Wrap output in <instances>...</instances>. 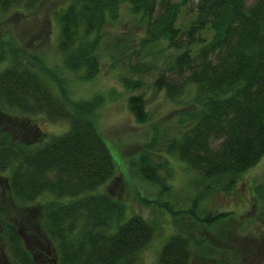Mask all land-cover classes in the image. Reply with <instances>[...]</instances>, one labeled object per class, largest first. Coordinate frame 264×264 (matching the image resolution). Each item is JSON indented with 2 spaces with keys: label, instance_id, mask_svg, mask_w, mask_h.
<instances>
[{
  "label": "trees",
  "instance_id": "1",
  "mask_svg": "<svg viewBox=\"0 0 264 264\" xmlns=\"http://www.w3.org/2000/svg\"><path fill=\"white\" fill-rule=\"evenodd\" d=\"M39 1L0 0V14L35 9ZM122 4L140 15L144 30L137 48L131 49L126 38L114 47L135 75L123 77V87L140 89L136 76L157 66V59L142 57L164 43L172 49L152 86L171 100L191 87L193 108L187 114L190 124L169 139L165 152L176 153L207 182L206 189H232L264 155V0H65L53 11L57 49L64 67L78 78L97 75L103 28L118 18ZM18 56L0 44V180L5 181L0 214L12 216L1 220L0 242L9 250L10 264H36L19 233L21 224L42 235L47 244L38 250L52 249L56 264H137L160 223L128 214L125 203L100 190L116 171L97 128L101 97L72 100L53 69L43 67L37 56L38 68ZM115 94L112 90L108 97ZM146 105L143 94L127 95L128 110L139 123L150 119ZM11 109L66 121L67 130L42 134L30 119L5 112ZM157 139L152 137L129 162L137 178L151 183L159 181V165L152 161ZM225 217L207 214L203 222L212 226ZM195 241L201 255L228 264L217 247ZM191 254L189 237L178 229L163 241L155 264H192Z\"/></svg>",
  "mask_w": 264,
  "mask_h": 264
},
{
  "label": "rangeland",
  "instance_id": "2",
  "mask_svg": "<svg viewBox=\"0 0 264 264\" xmlns=\"http://www.w3.org/2000/svg\"><path fill=\"white\" fill-rule=\"evenodd\" d=\"M64 1L40 0L35 9L18 7L5 15L0 14V44L5 46V50H16L18 57L32 63L35 68H38L34 61L37 56L43 67L58 74L57 80L72 100L101 97L95 115L97 128L112 153L116 171L100 190H108L125 203L128 214H141L160 223L153 239L140 252L137 264H155L163 241L178 229L184 230L189 237L192 264H218L197 251L196 239L217 247L218 255H222L228 264H264V155L238 177L232 189H206L207 182L187 168L176 153L165 152L169 139L190 124L187 114L193 108L191 87L185 94L171 100L163 91L155 92L152 86L163 71L167 58L175 52L164 43L163 49L142 57L140 60L157 59V66L147 74L136 76L142 83L140 89H125L121 82L123 77L135 75L127 69L125 58L114 52V47L126 38L131 49L137 48L144 30L140 15L133 13L127 4H122L118 18L107 20L103 28L104 41L99 49L97 75L89 80L80 79L64 67L57 49L59 30L53 11ZM3 65L0 64V68ZM112 90H116V94L110 99L108 93ZM130 93L143 94L150 117L148 121L137 122L128 110L127 95ZM5 112L30 119L28 123L37 126L45 135L61 134L68 127L66 121H51L41 113L23 115L14 109ZM154 136L158 138L153 147L156 153L152 157V161L159 165L157 183L137 178L129 168L130 160H135ZM0 183L4 184V179ZM219 213L225 214V219L212 226L203 222L207 214ZM1 215L0 223L12 218L8 213ZM24 226L21 224L20 233L35 255L36 264H56L52 249L48 248L47 252L38 250L42 243H46L42 235H35ZM2 245L0 242V259L3 264H10L9 250Z\"/></svg>",
  "mask_w": 264,
  "mask_h": 264
},
{
  "label": "flooded vegetation",
  "instance_id": "3",
  "mask_svg": "<svg viewBox=\"0 0 264 264\" xmlns=\"http://www.w3.org/2000/svg\"><path fill=\"white\" fill-rule=\"evenodd\" d=\"M4 263L3 261L1 262V264Z\"/></svg>",
  "mask_w": 264,
  "mask_h": 264
}]
</instances>
